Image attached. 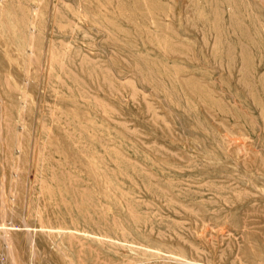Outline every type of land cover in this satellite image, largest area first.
Listing matches in <instances>:
<instances>
[{
  "label": "rangeland",
  "instance_id": "1",
  "mask_svg": "<svg viewBox=\"0 0 264 264\" xmlns=\"http://www.w3.org/2000/svg\"><path fill=\"white\" fill-rule=\"evenodd\" d=\"M2 223L0 264H264V0H0Z\"/></svg>",
  "mask_w": 264,
  "mask_h": 264
},
{
  "label": "bare ground",
  "instance_id": "2",
  "mask_svg": "<svg viewBox=\"0 0 264 264\" xmlns=\"http://www.w3.org/2000/svg\"><path fill=\"white\" fill-rule=\"evenodd\" d=\"M36 11V10H35ZM37 12V11H36ZM36 15V14H35ZM31 18V17H30ZM33 25V23H31ZM33 29L34 31V26L31 27V30ZM33 34V33H32ZM33 37V35H32ZM32 56V55H31ZM53 58V57H52ZM14 229V226H9V225H5V224H1L0 225V230L3 232L4 236L6 237L7 239V243L8 245L10 246V254L11 256H13V248L11 247L12 246V240L10 239V231H12ZM44 230V229H42ZM14 262V261H13ZM15 264V263H14Z\"/></svg>",
  "mask_w": 264,
  "mask_h": 264
}]
</instances>
